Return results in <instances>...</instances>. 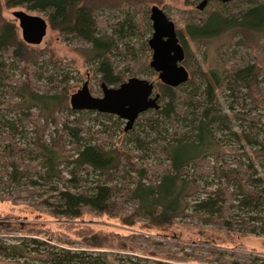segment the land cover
I'll use <instances>...</instances> for the list:
<instances>
[{
  "label": "trees",
  "instance_id": "1",
  "mask_svg": "<svg viewBox=\"0 0 264 264\" xmlns=\"http://www.w3.org/2000/svg\"><path fill=\"white\" fill-rule=\"evenodd\" d=\"M147 4L148 0H5L7 8L47 15L50 29L74 46L94 67L99 83L109 87L135 75L136 62L131 60L121 73L112 57L126 56L120 45L138 32L133 17L124 11ZM107 11L121 13L120 20L104 21L101 15ZM200 19L188 24L185 33L177 30L186 54L183 64H190L188 39L206 45L229 34L246 57L230 61L221 54V67L192 70L180 88L159 84L160 110L140 116L147 121L144 136L134 128L125 132L137 151L128 155L106 148L91 134L88 139L87 128L70 122L67 114L90 113L71 109L74 78L49 71L51 64L58 67L54 53L26 44L15 23L2 17L0 3V89H5V112L16 117L12 121L2 116L0 105V202L17 205L21 199L36 198L54 217L78 219L89 212L120 218L128 227L143 222L162 228L193 218L228 232L264 236V0L218 3ZM252 38L256 42L250 48ZM144 45L148 51V43ZM125 52L137 58L134 47L127 46ZM148 71L154 73L151 67ZM237 106L242 110L236 111ZM29 128L35 136L27 134ZM150 151L159 163L140 165L136 158ZM92 176L95 179H89ZM1 231L9 230L0 225ZM98 239L94 236L85 246L102 247ZM201 251L217 258L211 263H231L226 252ZM27 252L21 245L0 243L5 258H25ZM44 258L49 264L107 262L106 257L91 262L84 253L67 249Z\"/></svg>",
  "mask_w": 264,
  "mask_h": 264
},
{
  "label": "rangeland",
  "instance_id": "2",
  "mask_svg": "<svg viewBox=\"0 0 264 264\" xmlns=\"http://www.w3.org/2000/svg\"><path fill=\"white\" fill-rule=\"evenodd\" d=\"M0 3L4 20L14 22L18 27L19 23L14 18L13 13L19 10L28 11L22 7L7 8L5 0H0ZM148 3L140 8L133 7L124 11L133 17L138 32L134 37L120 45L122 54H126V56L112 57V60L118 72L121 73H125L126 69L130 67L131 60L136 62L135 75L127 77L126 81L130 78L148 80L154 83L155 93L161 94L158 88L161 84L158 74L153 69V74L148 71L152 60V51L150 48L147 51L144 45L153 35L150 20L152 7L158 6L162 9L175 23L176 29L185 33V27L188 24H195L201 20V17L216 9L220 2L209 4L204 12L197 10L199 3L195 0H148ZM28 13L40 16L49 23L47 15L43 13ZM120 14L107 11L101 17L104 21L109 20L110 23H116L121 18ZM19 32L21 36L20 29ZM188 41L190 64L183 65L189 73L197 68H202L208 72L221 67V54L230 61L246 57L243 47L232 43L233 39L230 34L215 39L206 45L196 44L189 39ZM255 42L256 39L252 38L248 47L252 48ZM127 46L134 47L137 54L136 59L132 58L131 54L126 53L127 51L125 52ZM33 47L48 49L54 53V60L58 63V67L51 64L48 69L51 73L55 71L57 76L70 74L69 76L74 78L70 82L76 87L72 95L77 93L85 83H88L92 96L103 97L101 83L94 74V67L87 64L74 46L64 42L56 32L50 29V26L43 43ZM248 50L251 55L255 52L251 49ZM45 71L46 68H43L41 72ZM10 72L13 74L14 71ZM16 75L19 76L20 72L17 71ZM2 90L5 91V89H0V97H2L0 100L1 114L9 120L15 121L16 117L13 114L10 115V113L5 112ZM221 102H225V95L221 97ZM160 104L162 105L161 100ZM240 110L242 108L237 106L236 111ZM67 115H69L70 122L80 124L88 129L90 133L85 135L88 139H91V135H93L99 138L100 143L105 144L106 148H117L118 152L119 150L121 152L127 151L128 155L132 154L131 152L137 154V151H134L133 143L130 142L129 134L125 133L126 121L117 116L95 112ZM146 123V117H140L135 124L134 130L141 137L145 134L143 128ZM237 129L239 128L236 127L235 130ZM28 130H30L27 133L29 136H35L33 132L31 133L30 128ZM101 138L104 139L101 140ZM150 154L151 151L143 154V159L136 158V161L143 166L157 165L159 163L157 156ZM130 159L133 160L132 157ZM89 179L93 180L95 177L92 176ZM37 202L36 198L21 199L17 205L10 202H0V225L9 230L7 233L0 232V243L21 245L28 250L25 258L9 259L0 255V264H49L44 258L46 254L55 250L60 251V249H67L77 254L84 253L91 262H96L94 260L97 258L106 257V264H217L211 263L217 258L212 257L210 252L201 251L202 248H213L216 252L228 253L226 260L231 263L235 260L243 262L256 257L264 260V236L228 232L214 226L204 225L196 219L193 220V218L177 221L162 228L150 227L143 222L128 227L123 225L120 218L89 212L78 219H66L54 217L46 207ZM94 236L99 238L102 247L87 248L85 244L93 243L91 238ZM136 236H142L149 240L141 241ZM125 238L130 239L131 242L126 241Z\"/></svg>",
  "mask_w": 264,
  "mask_h": 264
},
{
  "label": "water",
  "instance_id": "3",
  "mask_svg": "<svg viewBox=\"0 0 264 264\" xmlns=\"http://www.w3.org/2000/svg\"><path fill=\"white\" fill-rule=\"evenodd\" d=\"M200 12L211 2L228 4L232 0H196ZM19 23L21 37L30 46H40L47 36L49 23L46 19L19 10L13 13ZM153 35L148 41L152 51L150 67L158 74L162 84L171 88H179L190 79V73L183 65L186 54L180 43L176 25L158 6L151 9ZM103 97L92 96L89 84L70 98L71 109L75 112H96L117 116L126 121L125 132L131 131L139 117L149 111L160 110L161 95L155 93L154 83L139 78H130L118 87L101 85Z\"/></svg>",
  "mask_w": 264,
  "mask_h": 264
},
{
  "label": "flooded vegetation",
  "instance_id": "4",
  "mask_svg": "<svg viewBox=\"0 0 264 264\" xmlns=\"http://www.w3.org/2000/svg\"><path fill=\"white\" fill-rule=\"evenodd\" d=\"M195 1H196V0H195ZM196 2H198V1H196ZM198 3H199V2H198ZM211 3H212V2H211ZM211 3H210V4H211Z\"/></svg>",
  "mask_w": 264,
  "mask_h": 264
}]
</instances>
